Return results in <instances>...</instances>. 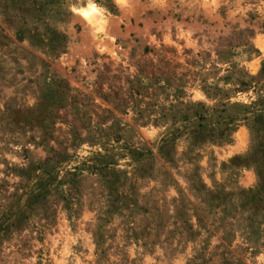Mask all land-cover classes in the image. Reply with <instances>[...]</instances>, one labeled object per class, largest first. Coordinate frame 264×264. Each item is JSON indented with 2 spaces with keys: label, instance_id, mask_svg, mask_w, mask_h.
<instances>
[{
  "label": "rangeland",
  "instance_id": "1",
  "mask_svg": "<svg viewBox=\"0 0 264 264\" xmlns=\"http://www.w3.org/2000/svg\"><path fill=\"white\" fill-rule=\"evenodd\" d=\"M0 264H264V0H0Z\"/></svg>",
  "mask_w": 264,
  "mask_h": 264
},
{
  "label": "bare ground",
  "instance_id": "2",
  "mask_svg": "<svg viewBox=\"0 0 264 264\" xmlns=\"http://www.w3.org/2000/svg\"><path fill=\"white\" fill-rule=\"evenodd\" d=\"M82 12H83V14H84V17H85L88 21H90V20H94L95 17H96V15H97V13H96L97 10H96V8L93 7L92 4H90V8H88V9H82Z\"/></svg>",
  "mask_w": 264,
  "mask_h": 264
}]
</instances>
